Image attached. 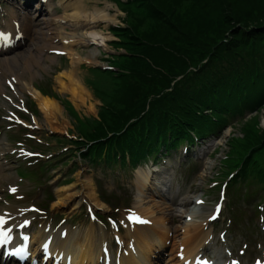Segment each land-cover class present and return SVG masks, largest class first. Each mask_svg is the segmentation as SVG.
Returning <instances> with one entry per match:
<instances>
[{"label": "rangeland", "instance_id": "374dc122", "mask_svg": "<svg viewBox=\"0 0 264 264\" xmlns=\"http://www.w3.org/2000/svg\"><path fill=\"white\" fill-rule=\"evenodd\" d=\"M85 3L87 4V10L91 12V16L105 9L111 17L108 20L101 17L92 18L90 21L89 19H83L77 26L76 31L82 33L84 38L85 32L104 31L106 38L102 42L95 39L80 40V38L69 41L72 46L67 49L66 55L58 57L57 60L51 58L47 61L44 69L36 73L38 76L34 80V82L40 81V83L47 81L45 86H50V93L56 94L54 99L58 100L65 108L64 115L59 117L47 116L40 107L41 96L46 95L43 91H40V93L33 94L38 100L35 105L37 110L35 113L33 112V115H29L27 120H21L24 125L30 126L34 131L43 133L47 130H57L70 135L75 140L76 145L68 149L74 152L76 159L70 161L68 167L65 168H55L56 165H45L43 168L47 172L44 175L41 174L40 177V179H43V186H46L45 197L55 201L54 204L61 203L60 206L72 211H78L87 203L92 204L90 199L95 197L103 204V192L109 195L107 200L112 203L119 200L120 205V203L130 200V204L135 205L134 202L137 198L135 189L138 185V179L141 176L148 175L152 169L151 165H146L138 166L135 170L133 168L127 170V168H122L117 164L118 171L114 174L105 165L90 164L86 157L81 155V152L86 153L94 140L85 134V132H91L88 126L83 128L79 126L83 119H85L84 124L89 123L92 125L93 120L97 119V113L101 119L106 120L109 117L104 103L107 102L106 99L108 98L115 99V97H118L121 89L118 90V88L124 79L120 77H129L130 80H134L139 75L147 76L151 71L158 69L157 64L159 68L164 67L165 69V66L160 63L162 54L157 56L156 46L149 44L147 39L162 42V37H167L168 34L177 36L178 41L184 43L183 39H190L195 36L198 42H206L207 44L202 49L196 48L192 51L196 58L202 59L204 56L209 57L216 53L222 57L228 52L227 48L237 49L239 47L236 46L237 41L234 42L232 39L243 40L248 38L249 40H258L252 32L247 35L243 33L246 30L253 29L254 24H258L256 27H264V0H143L140 2L137 0H85ZM63 11L60 9L62 14L65 13ZM69 13L70 11L65 14L68 15ZM71 24L67 28L70 33L75 29L74 25ZM263 37L264 34L259 38L263 39ZM259 46H264V42ZM241 48L243 46L239 47V49ZM93 50L96 51L90 58L91 60H87L86 54L88 55ZM82 51H85L86 54L85 52L80 54ZM259 53L264 55V47H259ZM202 55L204 56L202 57ZM72 67L77 69L81 83L92 96L84 104H81L78 109L72 102L70 92L62 89L64 86L60 85L58 79L60 69L63 72L71 70ZM103 71L108 73L105 75L106 72ZM55 73L56 75L53 76L52 74ZM96 75L99 76L96 77ZM104 76L109 77L107 81L116 82L117 91L119 92L102 98L100 96L101 91L98 88L109 87L108 84L102 82ZM48 78L51 79V82L47 80ZM27 80H30V78H27ZM105 92L109 94L107 90ZM110 92L114 93L113 90ZM16 94H20L27 102L30 101L28 98L30 92L26 86L20 87V91ZM15 101L18 106L21 104L19 97ZM255 101L257 103L249 105V109L244 114H239L231 119L228 125L218 129L212 136L200 139L198 143L190 146V153L199 155L202 171L194 190L186 193V199L174 214L177 222L175 225L177 238L183 236L182 229H185L184 221H189L188 214L197 208L195 207L197 205L196 198L203 201L196 211V218L200 222L210 213L219 216L215 209L216 205L222 202L221 198H218L220 186L213 187L212 183L219 181L221 184L229 175H227V169L230 170L236 164L243 163L245 159L246 164L249 163L264 148H261L264 146V100L257 99L253 102ZM8 108L12 109L9 103L6 106V114H8ZM90 115L94 117L91 118ZM78 116H80V119ZM14 121L18 122V119ZM17 128H20V126L8 129L7 135L0 143V149L17 160L14 168L7 173L5 187L7 188L9 184H18L20 185L18 192L24 193L32 187H30L28 180L18 177L17 173L21 174L19 169L17 173L15 172V166H19V168L26 166L23 165L22 159L17 158L16 153H12V149L17 143L10 144L9 140L12 136L18 139ZM78 129L81 130L78 131ZM82 136H85V138ZM23 153L30 160L34 158L33 155H28L27 149H24ZM68 158L63 162L65 163ZM43 160H50V157H40V164ZM173 163H175L174 159L169 160V164ZM40 164L27 163L28 168H26V175L23 177L33 178L40 174ZM113 176L124 177V179L118 183L115 182ZM251 187L255 188V186ZM244 194H246L245 188L234 194V196L239 197V200L237 203L232 202L234 207L231 209L229 193V209L228 212L223 214L226 218L230 216L233 218L232 228L235 225L238 226L237 229H233L232 233L234 234L237 233L240 226H243L240 222L257 223V216L260 213L264 214V206H261L260 210L257 205H254L255 203L247 201ZM67 201H70L71 204L76 202L78 206L73 208L71 205H66ZM104 206L107 208V205ZM146 206L151 207L152 201H146ZM156 210L158 211V209ZM223 215L219 221L228 226V221ZM208 231L214 230L210 228Z\"/></svg>", "mask_w": 264, "mask_h": 264}, {"label": "trees", "instance_id": "16d2710c", "mask_svg": "<svg viewBox=\"0 0 264 264\" xmlns=\"http://www.w3.org/2000/svg\"><path fill=\"white\" fill-rule=\"evenodd\" d=\"M256 25L258 24H254L253 29L246 30L243 34L252 32L258 40L234 38L232 41H237L236 46L243 48H227L228 52L222 57L216 53L209 57L202 55V59L196 58L192 51L196 48L202 49L207 44L198 42L195 36L183 39L184 43L178 41L177 36L168 34L167 37H162V42L147 39L149 44L156 46V55L162 54L160 63L165 69L159 68L157 64L158 69L147 76L139 75L134 80L120 77L124 79L118 88H121L118 97L108 98L104 103L109 117L106 120L92 119V125L82 123L81 128L88 126L92 133L85 134L92 139L96 137L97 131L118 132L113 134L110 144L115 141L122 148H126L128 144L130 146L128 133L138 139L148 129V135L135 143V148H131L137 159L146 155L147 145H152V150L158 151L161 147L160 140L165 145L173 140L178 146L186 139L193 142L194 134L202 137L214 130L220 125L221 113H229V116L232 107L241 106L264 90V55L259 53V47H264L259 46L264 42V37L259 38L264 34V27ZM108 79L109 77L104 76L102 82L109 87L98 88L102 98L119 92L116 82L107 81ZM237 88L243 89L242 94L237 95ZM228 92L232 93L233 98L230 99ZM102 151L103 146L96 144L88 153L83 154L92 164H97L101 163ZM69 153L65 152L56 161L68 157ZM240 166L241 171H238L232 186L245 179L247 182H254L259 176H264V149L249 163L246 164L245 159V163ZM247 197L251 202L254 201L256 191H249Z\"/></svg>", "mask_w": 264, "mask_h": 264}, {"label": "bare ground", "instance_id": "6f19581e", "mask_svg": "<svg viewBox=\"0 0 264 264\" xmlns=\"http://www.w3.org/2000/svg\"><path fill=\"white\" fill-rule=\"evenodd\" d=\"M63 3L64 12L70 11V13L67 15L71 17L72 24L74 25V31L71 33L66 34V38L68 40H92L95 39L97 41L102 42L106 36L104 31H88L85 32V38L82 37V33H79L76 31L77 26L80 24V21L86 20V19H96V18H103V19H110V14L104 10L98 11V13H95V15H90L91 12L87 10V4L85 3V0H61ZM63 14L66 16V14ZM113 18V17H112ZM96 50H93L92 52H89L88 55L85 51L80 52V54H86V59L91 60L90 58L93 56L94 52ZM18 80L21 79V74H17ZM58 79L60 81V85L62 84L64 87L62 89L70 92L72 102L74 103L76 109L80 107L81 104H84L88 99H90L91 94L86 89V87L81 83L77 69L75 67H72L71 70L66 71H60L58 73ZM65 79L69 80L66 81ZM31 84H29L30 86ZM28 86V87H29ZM40 107L43 109V111L47 114L49 117H59L61 115H64L65 108L60 104L58 100H55L52 97L49 96H41V102ZM66 127V126H64ZM126 132V131H125ZM118 132H107V133H100L96 132V137L94 138L95 142L98 145L105 146L108 144L113 136V134H117ZM127 133V132H126ZM121 135V134H120ZM122 136V135H121ZM144 178L141 176L139 177V184L144 185L143 183ZM96 196V195H93ZM96 198V197H95ZM198 198H196L197 201ZM141 201V199H140ZM189 203V202H188ZM97 207V206H96ZM198 207L195 208L191 213H189V221H184V227L183 230V237H184V244H188L190 246L191 239H195V243L193 244V248H197L198 244L201 243L204 238V234L202 233V229L208 224V221L201 222L196 218V214ZM141 211V210H140ZM144 213H146L149 216H152L154 219V213L155 209L150 208L149 210H143ZM142 212V211H141ZM157 219L161 220V217H156ZM156 227L157 231H155L153 228L147 231H144L142 227H139V243L140 245H143V242H147L148 247L152 248L153 244H160L161 242H164V240L167 238V234L169 232V227L166 226L165 221L161 220V223L158 225L156 220ZM182 226V225H180ZM206 239V238H205ZM178 248V246H177ZM194 250H186L187 254H194ZM79 254V253H78ZM90 255V254H89ZM88 255V257H89ZM147 260H149V257H146Z\"/></svg>", "mask_w": 264, "mask_h": 264}, {"label": "snow or ice", "instance_id": "6c2138e0", "mask_svg": "<svg viewBox=\"0 0 264 264\" xmlns=\"http://www.w3.org/2000/svg\"><path fill=\"white\" fill-rule=\"evenodd\" d=\"M0 41H4L5 43L8 42V36L3 32L0 31ZM28 155H32V153H28ZM13 192L16 191V189H11ZM221 198H223V194H221ZM197 203H203V201H197ZM221 210V206L219 204L216 205V213H219ZM129 220H136L139 222L147 223V221H141L139 216L136 215H129L128 216ZM210 219H215V216L210 217ZM264 219V218H262ZM6 223V220L3 216H0V246L8 245L13 237L11 235L12 228H5L4 225ZM29 224V221L25 220L23 224H20V228H24L26 225ZM22 239L24 240V244L18 247H15L11 250V254L17 255L18 257H25L27 256V242H28V236L22 235ZM47 245H44V248L47 249ZM8 254V253H6ZM235 264V262H234ZM256 264H260L259 261L256 262Z\"/></svg>", "mask_w": 264, "mask_h": 264}]
</instances>
